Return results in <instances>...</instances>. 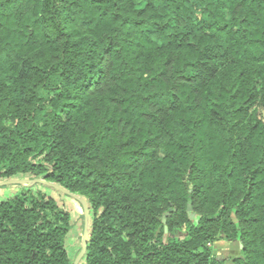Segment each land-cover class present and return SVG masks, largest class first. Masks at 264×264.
<instances>
[{"label":"trees","instance_id":"trees-1","mask_svg":"<svg viewBox=\"0 0 264 264\" xmlns=\"http://www.w3.org/2000/svg\"><path fill=\"white\" fill-rule=\"evenodd\" d=\"M21 173L87 200L81 264H224L220 238L264 264V0H0V181ZM71 227L1 201L0 264H73Z\"/></svg>","mask_w":264,"mask_h":264},{"label":"rangeland","instance_id":"rangeland-1","mask_svg":"<svg viewBox=\"0 0 264 264\" xmlns=\"http://www.w3.org/2000/svg\"><path fill=\"white\" fill-rule=\"evenodd\" d=\"M13 180L27 181L33 180L30 173H21L16 175ZM30 189L32 193H41L47 198H51L61 208L70 213L71 230L66 239V247L70 259L75 262L82 246V237L86 231L85 215L82 204L75 198L66 195L59 190L42 183H37L33 186H26L23 183L11 184L0 187V202L10 199L18 193ZM79 195V194H78ZM81 196V195H80ZM82 197V196H81ZM84 198V197H83ZM91 217H88V227L90 229ZM212 250L215 256L224 264H237L236 259L241 254V243L220 238L212 244Z\"/></svg>","mask_w":264,"mask_h":264},{"label":"water","instance_id":"water-1","mask_svg":"<svg viewBox=\"0 0 264 264\" xmlns=\"http://www.w3.org/2000/svg\"><path fill=\"white\" fill-rule=\"evenodd\" d=\"M19 183H23L28 187L33 186L37 183L47 184V185L59 190L60 192L75 198L76 200H78L82 204L83 210H84V215L86 217V219H85L86 231L84 232L83 237H82L81 251L79 252L75 262H73V264H81V262L83 261V259L85 257V254L87 252V249H88V239H89L90 229H91V223H90V229L88 227V217L89 216L91 217V215H90V209H89V204H88L87 200L85 198L81 197L80 195L69 191L65 187H63V186H61L55 182L48 181L46 178H35L33 180H27L24 182L18 181V180H13V179L3 180V181H0V187L6 186V185H11V184H19ZM189 210H191V208H189ZM191 216L193 217V215H191Z\"/></svg>","mask_w":264,"mask_h":264}]
</instances>
